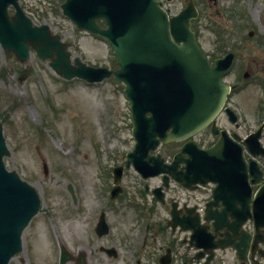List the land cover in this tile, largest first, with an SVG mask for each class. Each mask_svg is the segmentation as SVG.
Masks as SVG:
<instances>
[{
	"label": "rangeland",
	"instance_id": "obj_1",
	"mask_svg": "<svg viewBox=\"0 0 264 264\" xmlns=\"http://www.w3.org/2000/svg\"><path fill=\"white\" fill-rule=\"evenodd\" d=\"M63 1L19 0L35 25H47L51 34L72 44V60L79 57L89 66L114 69L117 59L112 48L64 16ZM195 2L202 10L196 25L204 49L215 44L225 50L231 45L262 44L258 38L244 40L249 30L262 29V7L254 0ZM186 4L187 0H175L169 7L177 13ZM10 12L14 13L13 8ZM11 65L19 70L32 68L36 74L20 81ZM250 94L258 96L257 90L250 93L248 86L240 97ZM129 103L124 85L114 79L91 84L67 81L51 69L49 59L39 60L33 50L23 64L0 47V124L9 150L4 163L8 171L33 186L42 200L40 212L23 233V251L9 264H58L61 245L74 259L69 264L81 256L86 264H120L100 247L116 249L119 238L161 236L155 226L158 216L142 219L133 209L140 205L142 179L132 167L123 168L120 197L124 202L120 197L110 199L109 188L115 185L112 170L124 166L126 154L134 146ZM160 153L168 156L170 150L160 149ZM160 181L155 178L147 184L152 189ZM101 212L110 232L100 238L95 226ZM161 215L164 218L162 210ZM230 256L228 252L222 259Z\"/></svg>",
	"mask_w": 264,
	"mask_h": 264
},
{
	"label": "water",
	"instance_id": "obj_2",
	"mask_svg": "<svg viewBox=\"0 0 264 264\" xmlns=\"http://www.w3.org/2000/svg\"><path fill=\"white\" fill-rule=\"evenodd\" d=\"M10 5L16 10L13 16L8 12ZM62 9L78 28L109 41L118 57L119 69L91 68L79 58L75 59L76 66L71 65L68 44L52 35L48 26H33L18 0H0V46L3 51L25 62L30 57L31 47L41 60L51 58V67L65 79L78 77L99 82L114 76L117 81L124 82L125 93L131 100L135 139L134 150L127 154V165L133 163L144 177L165 173L190 188L200 181L221 182L226 172H237V168L222 169L223 164L231 168L241 162L237 147L229 149L225 158V146L203 151L193 142H187L176 155V158L189 157L185 174L177 173L174 165H163L160 155L154 157L149 153L160 141L182 140L201 130L221 109L229 91L221 77L231 67L233 56L217 60L214 66L209 65L191 31V20L197 17L192 3L170 20L158 0H66ZM98 20H105L107 28L101 27ZM14 73L19 78L29 74L17 70ZM208 100L212 101V106L200 108L199 102ZM260 134L261 130L252 136L258 147L252 149L255 155H264L258 140ZM4 155H9V151L0 125V264H8L22 251L23 231L41 207L37 190L16 172L5 168ZM200 167L201 178L198 179ZM115 172L118 178L120 169ZM262 193L255 198L257 206H261L255 212L260 226H264ZM243 216L245 220L249 214ZM182 228L192 232L189 244L201 250L202 256L208 248H215L207 245L205 236L192 225ZM97 232L99 235L108 232L103 216ZM66 260L67 254L63 250L61 264Z\"/></svg>",
	"mask_w": 264,
	"mask_h": 264
},
{
	"label": "flooded vegetation",
	"instance_id": "obj_3",
	"mask_svg": "<svg viewBox=\"0 0 264 264\" xmlns=\"http://www.w3.org/2000/svg\"><path fill=\"white\" fill-rule=\"evenodd\" d=\"M161 1L163 2V7L169 11L170 16L176 14L172 13L173 11L169 7L175 0H169V4L166 2L167 0ZM234 1L239 3L244 0ZM254 1L262 7L261 14L264 24V3L261 0ZM197 6L199 18L195 20L193 30L198 41H200L201 35L196 24L200 20L202 10L199 4ZM257 38L262 43L261 45H231L229 49L224 50L220 49L221 45L215 44L210 46V49H204V53L209 58L211 64H214L217 58L224 57L228 53L234 54L235 61L233 67L225 77V82L231 89L223 108L214 120L196 136L191 138L200 148L210 149L217 144L222 131H225L242 148L246 165L245 176L242 173H238L236 180L232 179L224 183V192L218 195L219 203L213 201L216 187L213 183L196 185L194 191H189L175 182H170L169 187L164 190V205L162 204L163 202L161 203L156 200L151 194L143 197L141 193L142 188L139 189L140 205L138 207L137 205H133V209L136 211V215L142 216V219L148 218V216H158L159 218L155 226L157 233H160L161 236L149 235L141 238H119L116 249L114 248L116 253L113 256L105 253L108 257L115 258L120 264H206V261L192 259V255L189 252L187 254L186 236L184 233L178 228L174 231L169 227L170 212L173 204L179 217L183 213V210L180 211L179 209H184L185 205L195 208L197 212L208 210L213 213H220L222 211L241 213L245 212L247 207L253 212V198L264 186V157L255 158L254 166H250L247 140L264 122V30L251 29L248 31L246 38H244V40L248 41H253ZM248 86L249 92L253 93L255 89L258 92V96L254 98L250 94L251 96L246 95L245 99H241L240 94ZM214 124L216 125L215 130L218 136H215L213 133ZM261 142H264V130L262 131ZM183 143L172 142L162 145L161 148L174 151L177 147H181ZM173 157H165L166 162L171 163ZM182 167L183 164L179 165L178 171H181ZM259 172L261 173L260 177L257 176ZM137 175L141 178L138 173ZM245 178L248 182V187L251 188V200L248 206L241 203L245 201ZM162 179L160 177V185L162 184ZM141 185L143 187V181ZM157 187L147 190V193L152 192ZM119 201L124 202V199L119 198ZM161 210L165 212L164 218L161 215ZM228 221L233 223V219L230 217ZM150 226L152 227V224ZM204 227H208L211 231L213 230L209 223H205ZM238 234L248 240L247 244L249 247L245 259L243 261L239 260L236 251L230 248L225 251H218L209 264H264V227H256L254 219L249 218L238 230ZM232 236L233 231L225 226V228L216 233L214 243H218L219 240L231 241ZM101 248L103 247H100V251ZM227 251L231 253V256L226 260L218 256L219 252L224 253Z\"/></svg>",
	"mask_w": 264,
	"mask_h": 264
}]
</instances>
